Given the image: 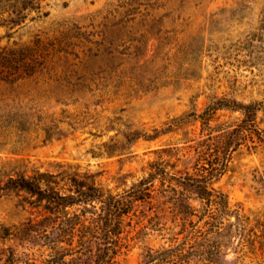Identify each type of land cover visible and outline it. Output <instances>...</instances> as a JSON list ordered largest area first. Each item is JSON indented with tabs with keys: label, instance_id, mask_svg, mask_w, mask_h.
Returning a JSON list of instances; mask_svg holds the SVG:
<instances>
[{
	"label": "rangeland",
	"instance_id": "1",
	"mask_svg": "<svg viewBox=\"0 0 264 264\" xmlns=\"http://www.w3.org/2000/svg\"><path fill=\"white\" fill-rule=\"evenodd\" d=\"M14 5L19 11L31 8L13 17L0 5V54L17 51L26 59L0 82V264L10 249L42 255L18 241L38 215L35 197L6 186V173L19 165L55 175L77 173L114 195L158 174L155 189L167 190L171 179L191 167L187 157L202 136L201 115L234 101L258 106L253 139L259 143L264 0ZM242 119L240 111L220 109L211 127L217 133ZM249 145L233 153L216 184L248 223L221 254L213 253L212 262L198 264H264L258 244L264 238V146ZM168 207L166 215L148 209L152 218L140 236L144 241L134 242L130 234L116 264H141L145 246L170 245L178 229Z\"/></svg>",
	"mask_w": 264,
	"mask_h": 264
},
{
	"label": "trees",
	"instance_id": "2",
	"mask_svg": "<svg viewBox=\"0 0 264 264\" xmlns=\"http://www.w3.org/2000/svg\"><path fill=\"white\" fill-rule=\"evenodd\" d=\"M17 1L0 0L2 13L10 12L16 17L21 10H30L31 7H24L19 11L14 5ZM5 5L9 11H3ZM25 60L17 51L0 54V82L9 71L23 66ZM224 108L240 111L243 119L235 127L215 133L211 122L216 112ZM258 111L256 104L237 101L223 108L209 107L201 115L202 136L189 150L187 158L191 167L184 175L171 179L168 189L160 192L154 186L158 174L114 195L80 179L77 173L55 175L29 164L19 165L18 169L6 173V186L35 197L38 215L28 220L18 241L42 255L36 257L29 252L16 255L10 249L5 251L1 264H116L124 240L130 234V240L144 241L140 236L152 218L148 213L152 206L159 209L157 214L165 215L166 208L171 206L178 231L167 247L145 246L141 264L212 262L213 253L221 254L235 231L240 232L248 223L241 211L232 209L229 197L216 184L227 173L232 155L240 146L252 143L255 150L264 146V131L258 133L259 143L253 139L257 133ZM62 183L69 186L66 192L62 190ZM191 200L197 201L198 207ZM258 244L264 250V238Z\"/></svg>",
	"mask_w": 264,
	"mask_h": 264
}]
</instances>
